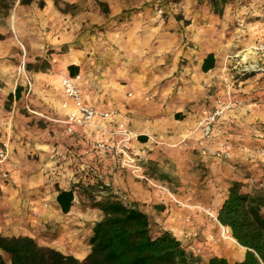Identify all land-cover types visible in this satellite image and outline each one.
I'll return each instance as SVG.
<instances>
[{
	"label": "crops",
	"instance_id": "obj_1",
	"mask_svg": "<svg viewBox=\"0 0 264 264\" xmlns=\"http://www.w3.org/2000/svg\"><path fill=\"white\" fill-rule=\"evenodd\" d=\"M183 2L184 19L153 15L154 0L15 2L10 34L0 42V147L8 149V176L0 177L1 235L30 236L82 260L101 215L92 202L112 192L146 213L154 233L175 236L200 264L212 256L243 259L246 248L231 232L222 235L197 207L218 212L234 180L248 191L264 187V155L258 152L264 148V109L227 111L206 142L196 123L230 97L264 102V51L255 49L264 32L225 30L237 19L228 10L234 0L220 12L209 0ZM217 21L220 26H213ZM49 45L63 49L47 53ZM208 54L214 65L204 71ZM71 64L84 103L116 110L114 121L95 117L68 130L75 105L59 77L71 75ZM245 65L255 69L241 74ZM117 122L132 131V150L149 179L92 149L94 141L110 138ZM158 184L191 203L178 206L157 192ZM69 189L73 202L63 212L56 197Z\"/></svg>",
	"mask_w": 264,
	"mask_h": 264
},
{
	"label": "trees",
	"instance_id": "obj_2",
	"mask_svg": "<svg viewBox=\"0 0 264 264\" xmlns=\"http://www.w3.org/2000/svg\"><path fill=\"white\" fill-rule=\"evenodd\" d=\"M33 0H19L29 4ZM215 11H221L229 0H209ZM10 6L0 2V14L7 15ZM0 39L2 35L0 34ZM214 65L213 54L202 63L207 71ZM74 75L77 67L68 66ZM16 87V95H19ZM260 183L264 185V180ZM56 200L63 212L73 202V190H59ZM100 210L89 237L90 249L84 259L45 245L30 236L0 234V264H200L181 242L168 231L154 233L146 213L128 204L112 192L92 202ZM221 224L246 248L243 259L229 261L212 256L208 264H264V187L248 191L240 181H231L227 196L218 211Z\"/></svg>",
	"mask_w": 264,
	"mask_h": 264
},
{
	"label": "built area",
	"instance_id": "obj_3",
	"mask_svg": "<svg viewBox=\"0 0 264 264\" xmlns=\"http://www.w3.org/2000/svg\"><path fill=\"white\" fill-rule=\"evenodd\" d=\"M258 51H264V40L259 41L255 45ZM253 66L245 65L240 69L241 74L254 70ZM80 78L79 74L69 75L62 74L59 77V82L62 87L63 93L67 99L74 102L75 109L68 114L66 123L68 130L73 126L89 123L95 117L104 120L114 121L116 110H102L96 109L91 105L84 103L82 93L77 81ZM246 106L247 111L252 108L264 109V102L255 99L249 100L245 103L240 97H230L226 101L216 105L209 110L203 117L197 120L196 126L200 133L202 141H209L213 136L214 127L217 122L224 116V114L235 108ZM109 139H98L93 142L92 149L96 152L104 153L109 156L115 157L119 160L122 167H126L130 172L137 177L149 179L143 172L142 166L139 164L135 153L132 150L131 137L132 131L123 123L117 122L111 130L108 131ZM205 151V150H204ZM259 154L264 155V148L259 149ZM223 157H228V153L221 151L218 153ZM8 158V149L6 146L0 147V177L7 178L8 172L3 168V164ZM156 190L159 194L166 193L178 206H188L191 203L190 198L179 200L175 197L174 193L165 185H156ZM197 212L207 214L214 222L218 223L221 227L222 235H229L230 228L220 223L218 219V212H214L210 207H197ZM191 234L184 233L183 238H188ZM195 235V233L193 234Z\"/></svg>",
	"mask_w": 264,
	"mask_h": 264
},
{
	"label": "rangeland",
	"instance_id": "obj_4",
	"mask_svg": "<svg viewBox=\"0 0 264 264\" xmlns=\"http://www.w3.org/2000/svg\"><path fill=\"white\" fill-rule=\"evenodd\" d=\"M17 0H0L2 4H8L10 9L7 15L0 14V34L2 35V39L0 42H4L7 40L10 32L7 30V20L8 15L12 11L14 4ZM184 0H154L155 4H152L151 9L154 11L153 15L156 16H166L170 14H174L183 18L185 15L183 2ZM234 6H231L228 10H230L229 15H234L237 19L235 22L230 21L228 26L225 27V30H231L233 27L236 28H247L248 29H255L258 31L264 32V0H234ZM160 4V5H159ZM67 9V8H66ZM200 9V8H197ZM229 12V11H228ZM184 19V18H183ZM221 22V19H217ZM209 23V19L206 20ZM185 23L186 20H183ZM213 22V19L211 20ZM121 25L118 23L114 25L113 29L120 27ZM124 26V25H123ZM213 26H220L218 21L213 23ZM52 45L47 47V53L55 52L57 49L62 50L63 47L59 46V48H52ZM22 61L18 63L16 73L18 75L22 74L23 72V65L21 64ZM2 82V81H1Z\"/></svg>",
	"mask_w": 264,
	"mask_h": 264
}]
</instances>
